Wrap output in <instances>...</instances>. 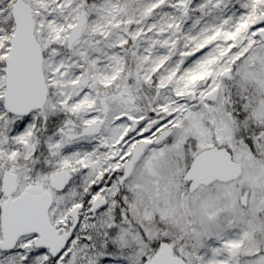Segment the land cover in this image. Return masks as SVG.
<instances>
[{
	"label": "snow or ice",
	"instance_id": "snow-or-ice-1",
	"mask_svg": "<svg viewBox=\"0 0 264 264\" xmlns=\"http://www.w3.org/2000/svg\"><path fill=\"white\" fill-rule=\"evenodd\" d=\"M0 264H264V0H0Z\"/></svg>",
	"mask_w": 264,
	"mask_h": 264
}]
</instances>
